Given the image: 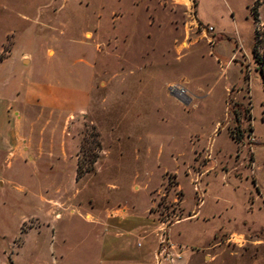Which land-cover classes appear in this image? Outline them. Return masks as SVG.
Returning <instances> with one entry per match:
<instances>
[{"label":"rangeland","instance_id":"374dc122","mask_svg":"<svg viewBox=\"0 0 264 264\" xmlns=\"http://www.w3.org/2000/svg\"><path fill=\"white\" fill-rule=\"evenodd\" d=\"M255 2L0 0L1 58L11 53L36 80L77 78L81 90L96 82L88 99L60 92L51 104L27 100L21 113L0 101V131L13 126L17 145L0 152V264H142L143 251L149 262L264 264ZM200 147L212 164L195 159ZM180 204L199 218L174 222ZM123 208L132 221L107 230L106 216Z\"/></svg>","mask_w":264,"mask_h":264},{"label":"crops","instance_id":"0c3cea01","mask_svg":"<svg viewBox=\"0 0 264 264\" xmlns=\"http://www.w3.org/2000/svg\"><path fill=\"white\" fill-rule=\"evenodd\" d=\"M196 1H197V9H198V1L199 0H196ZM187 3L189 4L190 0H187ZM195 19H196L195 21L198 25H199V23L201 25H203L205 23L204 20L202 19V17H200L198 14H197V17L195 16ZM187 24L188 23H186V26H187ZM203 28H202V31H204ZM194 29H196L195 25L191 26V30L195 31ZM212 29H214V28H212ZM211 44H214V43L211 42ZM51 50H53V54L50 56H53L55 54V50L51 48V49H49V52ZM12 57H13V55L11 53L6 55V57H3V58L0 57V59H1V63H0L1 68L0 69H1V71H2V69L5 70V72L2 73L3 75L0 78V101H1L2 106L4 108L5 107L7 108V111L13 103H16L18 105V108L21 109V110H18V113H21L24 106L25 107L27 106V104H26L27 100L31 101L32 104H39V103L51 104L52 102H56V101L60 100L57 97V95H59L60 92L61 93L66 92L69 94H74V96L80 95V94L87 95V99H88V95H91L94 88L96 87V82L94 81L95 75H93L91 77V79L89 81V86L85 90H81L79 88L78 83H76L78 81L77 78H75V82H74V78L72 79L71 82H66L65 80L62 79L61 76H57V74H52V75H50L51 77H48V74H47L46 75L47 77H45V78L43 77V80H36L35 78H33L32 72L30 73V71H27L26 68H22V67L19 68V70L20 71L23 70L24 74L19 75L18 74L19 70H18L17 66H14V65L12 66V64H13ZM32 60H33V56L31 54L24 53L20 57V62L26 66L30 65ZM6 69L8 71H6ZM28 73H30V74H28ZM185 84H186V86L190 85V82H187ZM186 89L188 90L187 87H186ZM71 101H73V99H71ZM43 106H45V105H43ZM12 129H13V126H11L10 124H7V123H6L5 128H3V130L1 129L0 135L1 134H3V135H2L1 140H0V152H3L4 149H6L9 151V153H13V149L15 148V146H17L16 142L14 141L15 136H14ZM198 155H199V157L201 155L204 156L205 159H207V160L209 159L207 162L211 163V153L207 149H202L200 147L199 150L195 151V159L197 158L196 156H198ZM207 155H209V158H207ZM210 170H211V167H209V169H207L205 172H203V175H206L207 172ZM178 184L180 186V183H178ZM204 191L205 190H203V195H204ZM203 195H202V197H203ZM183 197H184V194H182V198L180 199L181 204L183 202ZM203 201L204 200L201 199L199 201V205L202 204ZM181 204H180V206H181L182 214L174 222H177L181 219L185 220L188 218H199V216H200V215H198L199 210H195V211L192 210V211L186 213ZM121 210L122 211L118 212V214L112 215L111 213H109V215L106 216V220H104V226L107 227V230H110V228L112 230L115 227H119V225L123 221H129V222L132 221V220H129L128 217H126L128 214L127 209L123 208ZM146 213L151 219H155L149 214V210ZM120 216L123 217L121 221L120 220L114 221L115 217H120ZM110 220H113V222L111 223ZM174 222H172L169 225V228L171 227V225ZM145 230H147V231H145ZM143 233H144V235H143L144 237H152L153 236V230L146 228V227H145ZM106 234H107V232H106ZM106 234L103 238L102 244L105 243V238L107 236ZM173 246H175L174 243H173ZM122 250L124 252H127L126 247H123ZM139 257H141L142 259H144V257H145L147 260V258L149 257V252H147V251L140 252ZM157 257L158 256H156V259L154 258L150 262H149V260H147L148 261L147 263L145 260V262H143L142 264H178L177 260H175V259H173L174 260L173 263H170V262L165 263L166 261H164L163 259L159 260ZM184 264H188V263L186 262Z\"/></svg>","mask_w":264,"mask_h":264},{"label":"trees","instance_id":"16d2710c","mask_svg":"<svg viewBox=\"0 0 264 264\" xmlns=\"http://www.w3.org/2000/svg\"><path fill=\"white\" fill-rule=\"evenodd\" d=\"M194 2H196V4H197L196 0H194ZM259 5H260V1L256 0L255 5L252 7V10H251L256 21L259 24L258 28H256V30H255V41H254V46L252 48V51H253V56H254L256 62L258 63L257 64L258 70L261 72V74L264 78V20H262L260 18ZM246 115H249L248 109L245 110V116ZM250 128L253 129L252 127H250ZM242 131L243 130L240 128V126H237L236 128L232 129V136L234 138H238V140H239L240 136L242 135L241 134ZM97 160H98V154L94 155L92 162L96 163ZM81 166H79L78 178L85 171H89V170L93 169V164L91 166L87 167L85 170H83L81 168Z\"/></svg>","mask_w":264,"mask_h":264},{"label":"built area","instance_id":"2783aa9c","mask_svg":"<svg viewBox=\"0 0 264 264\" xmlns=\"http://www.w3.org/2000/svg\"><path fill=\"white\" fill-rule=\"evenodd\" d=\"M208 29H212V26L208 27ZM171 91L177 95H179L181 98H187L189 95L188 90L186 89L185 86L183 85H175V86H171ZM164 250L161 251L160 254L163 253ZM159 258V255H158Z\"/></svg>","mask_w":264,"mask_h":264},{"label":"water","instance_id":"95a60500","mask_svg":"<svg viewBox=\"0 0 264 264\" xmlns=\"http://www.w3.org/2000/svg\"><path fill=\"white\" fill-rule=\"evenodd\" d=\"M175 94V93H173ZM177 96V98H179L181 101H183L185 104L190 103V96H188L187 98H181L179 95L175 94Z\"/></svg>","mask_w":264,"mask_h":264}]
</instances>
